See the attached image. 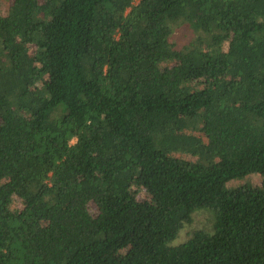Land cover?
<instances>
[{"label":"trees","instance_id":"16d2710c","mask_svg":"<svg viewBox=\"0 0 264 264\" xmlns=\"http://www.w3.org/2000/svg\"><path fill=\"white\" fill-rule=\"evenodd\" d=\"M8 1L0 264H264V0Z\"/></svg>","mask_w":264,"mask_h":264},{"label":"rangeland","instance_id":"374dc122","mask_svg":"<svg viewBox=\"0 0 264 264\" xmlns=\"http://www.w3.org/2000/svg\"><path fill=\"white\" fill-rule=\"evenodd\" d=\"M10 2L8 0H0V15L5 16L8 12ZM192 38L191 32L183 28L181 26L177 27L175 30V34L173 36L172 42L179 46H183ZM264 181V179H263ZM253 185V186H260L262 184V176L258 174L249 175L237 180H233L228 183L227 187L233 188L241 185ZM137 196L140 200H146L148 195L142 189H137ZM16 208H19L21 202L19 200L14 201V205ZM215 224V215L210 210H198L193 215V221L191 224L186 225L182 231L180 232L178 238L175 240L173 245H180L185 243L190 239V236L193 231L196 230H203L207 233H213V227Z\"/></svg>","mask_w":264,"mask_h":264}]
</instances>
